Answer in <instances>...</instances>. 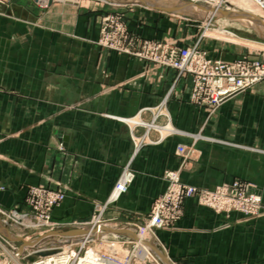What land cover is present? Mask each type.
<instances>
[{"label":"crops","instance_id":"crops-1","mask_svg":"<svg viewBox=\"0 0 264 264\" xmlns=\"http://www.w3.org/2000/svg\"><path fill=\"white\" fill-rule=\"evenodd\" d=\"M5 9L0 11V188L12 192V206L23 205L30 186H60L67 194L52 218H89L95 203L109 197L133 152L128 125L106 113L130 117L166 98L175 127L215 138L195 143L194 156L180 170L182 181L203 188L248 181L263 204L257 216H247L216 212L187 198L182 218L157 230L169 257L176 264H264V86L228 98L209 118L205 107L190 100V74L178 76L172 67L97 43L98 17L114 7L67 2L40 7L10 0ZM163 9L125 7L130 30L188 43L183 37L189 28ZM141 116L150 120L152 112ZM180 143L191 144L192 137L173 134L138 152L135 179L111 215L134 219L149 212L166 188L164 171L180 167Z\"/></svg>","mask_w":264,"mask_h":264},{"label":"built area","instance_id":"built-area-1","mask_svg":"<svg viewBox=\"0 0 264 264\" xmlns=\"http://www.w3.org/2000/svg\"><path fill=\"white\" fill-rule=\"evenodd\" d=\"M251 1L264 9V0ZM211 2L217 4L219 0H211ZM99 42L108 48L150 61L156 66L175 67L179 69V74L190 73L192 75L191 101L211 111H214L230 96L256 83H264V60L245 56L238 60L227 61L209 56L207 50L197 44L180 46L176 42L141 38L131 33L123 16L119 13L107 14L103 17ZM163 106L164 103L155 107L146 106L130 117L106 115L129 125L135 153H137L144 144L159 143L166 136L178 131L170 124L168 115L167 124L163 125L155 121L157 117L164 114ZM143 111L154 113L153 120L143 119L141 116ZM143 128L146 130L143 131ZM151 130L160 133L158 139L149 136ZM59 147L63 148L62 143ZM179 152L187 155L184 144L179 147ZM130 165L127 163L124 166L110 200L118 199L133 181L135 174ZM165 177L168 182L167 190L153 204L150 219L152 227L170 226L177 221L182 215V202L189 196H196L201 204L213 207L218 212L235 210L254 216L262 209V197L258 192L251 190L250 183L235 180L218 185L213 189H206L181 182L178 170H167ZM63 197L61 191L44 186H33L27 199L31 211L19 213L13 209L11 214L15 221L24 225L26 223L24 221H27L30 226L49 225L52 208ZM0 211L6 213L9 210L0 207ZM92 221L93 227L102 225L100 217H94ZM19 259L20 254L17 248L9 249L1 245L0 264H23ZM110 261L120 263L117 257L111 254L87 248L82 252L81 250L61 249L56 254L38 256L29 264H108Z\"/></svg>","mask_w":264,"mask_h":264},{"label":"rangeland","instance_id":"rangeland-1","mask_svg":"<svg viewBox=\"0 0 264 264\" xmlns=\"http://www.w3.org/2000/svg\"><path fill=\"white\" fill-rule=\"evenodd\" d=\"M9 1L10 0H0V11L6 10L5 8H7V3H9ZM20 1H28L29 3H33V4L35 3L36 5L40 7H49L50 5L56 2L77 3V4L84 5L85 7H88V8L94 7V6L99 7V5H106V4H108L111 7H114L115 10L104 12L100 14L98 17L100 34L97 39V43L103 47H106V46L100 44L99 39L101 37L102 19L105 15L112 14V13L121 14L123 16V20L126 22L129 28L128 21L125 15L126 11L124 10L125 7L129 10L139 5L147 8V10L164 8L163 10L171 12V17H174L175 19H178L179 21H183V23L185 24V27L189 28L188 29L189 31L185 33L183 37L188 41V43L184 45L197 44L199 47L207 50L209 56L213 58L227 60V61L238 60L245 56L260 59L261 61L264 60V30L257 28V25L258 26L259 24L262 25V23L260 22V20H258L259 23L258 21L253 20L251 22L256 21L255 23L257 25H253L252 23L249 25L248 22H245L241 19H238L236 17H233V18L230 17L229 12L231 13V10H232L231 8L232 3L230 0H219V3L217 4L212 3L211 0H142V1L141 0H52V1L51 0H20ZM169 5H171V9H169L170 8ZM225 13L227 17H230V19L227 22L219 21V19L224 18ZM215 30H218V31L226 30L225 32H227L229 36L233 34L232 35L233 37H237L239 39L247 40V41H254L258 45L255 47H252L245 43H238V42H235L227 38H221L214 34H210V32L214 33ZM131 33H134V32L131 31ZM134 34L141 38H145L136 33ZM183 38L181 37V40H183ZM146 39L171 41V42H176L178 45H180L176 41L180 39H173V38H171V40L156 39V38H146ZM108 49H111V48H108ZM172 68L178 71V76L190 74V73L179 74V69L175 67H172ZM256 85L264 86V83L263 82L256 83L248 89H251ZM161 103H164V106L162 108V111L164 114L163 115L161 114L160 117L164 116L166 117V119H168L167 118V115H168L170 118L169 120L170 124L174 126L171 123L170 114L165 106L166 98H164L159 103L152 105V106L155 107ZM218 108L219 107H217L214 111H211L208 108H206L209 118L214 116ZM153 118H154V113L152 114V118L147 121H152ZM158 118L159 117L155 119L156 122L163 124V125L167 124L168 120L166 122H160L158 121ZM175 128L178 129V131L175 133H172L171 135L173 134H184L185 135L186 134L192 137L191 144L180 143L177 146V149H176L177 154L180 155V157L182 158L180 167L178 169H167V170H178L180 180L181 182H183L181 179L180 170L182 167L186 166V164L189 163V159H191L194 156L193 151L196 149L195 143L200 139L214 140L215 138L205 135L202 131L190 133L187 131H183L177 127ZM145 130L146 128H143V131ZM129 131H130V127H129ZM153 131L157 133L158 137L156 139H158L160 136V133H158L155 130H151L149 133V136L151 137L150 134ZM130 138L133 143V152H132V156L130 157L127 163L131 164L130 167L133 170L134 174L136 175L135 169L133 168V165H132L133 160L135 156L138 154V152L144 146L148 144H144L141 147V149L137 153H135V145H134V141L131 136V131H130ZM219 141L225 142L224 140L223 141L219 140ZM183 144L186 146V149H187V153L185 152V154H187L186 156L179 152V147ZM167 170H165L163 174V177L166 180V182H167V179L165 177V173ZM135 175H134V179H135ZM235 180L250 183L252 185L251 190L258 192L257 190H254L255 185L253 183L240 180V179H235ZM235 180H232L229 182H223L221 184L231 183ZM131 183L129 184V186L131 185ZM185 184H188V183H185ZM221 184H218V185H221ZM167 185H168V182H167ZM167 185H166L165 190L154 199L149 212L147 214L134 217V219H131L130 217L125 216V215L121 216V215H116V214L115 215L110 214L111 208L114 207L115 203L118 201L121 195L128 190L127 189L125 192H123L119 196L118 199L110 200V196H111L110 194L109 197L105 199L104 201H98L97 203H95L94 210L89 218L83 219V220L73 219V220H66V221L65 220L57 221L52 218V212L54 208L60 206L65 200L66 194H67L66 190L61 188L60 186L55 187V188L48 187L52 190L61 191L64 197L52 208L51 217L49 220L51 224L49 225L45 224V225H40V226H33V225L30 226L28 225L27 221H24V223L26 222L25 225L21 224L20 222L15 221L13 215L11 214L13 209L17 210V212L19 213H25V212L31 211L30 205L27 202L30 189L31 187H33V186H30L27 191V194L25 196L24 203L22 206L18 205V206H12L10 208H7L0 204V207H3L9 210L6 213H3L0 211V241H1L0 248H1V245H5L9 249L17 248L20 254L19 260L23 264H29L30 262L34 261L35 258H38V256L56 254V252L61 251V249H65V250L74 249L77 251L81 250L82 252L86 250L87 248H92V249H95L101 252H105L107 254H111L117 257V259L119 260L121 264H165L166 262L161 258V256L149 244H147V242H150L153 245H155L159 250L163 251L162 253H164V255H166L173 264H176L169 257L166 251L165 245L161 242V240L159 239L157 235V230L161 228L171 227L178 220L182 218V216L184 215V203L187 198H194L200 205H203V204L199 202L196 196L186 197L184 198L182 202V215L177 221L172 223L170 226L169 225L163 226V227L150 226L151 211H152L153 204L162 194L165 193V191L167 190ZM189 185H193V184H189ZM194 186H197V185H194ZM199 188H203V187H199ZM206 189H213V188H206ZM204 206L210 207L208 205H204ZM262 207H263V204H262ZM210 208L216 211L213 207H210ZM233 211L235 210H232L230 212H224V211H221V212L228 214ZM236 212H240V211H236ZM240 213L247 215L244 212H240ZM257 215H254V216H257ZM247 216H251V215H247ZM94 217H100V219L102 220V225L99 228H97L96 226L93 227L92 220ZM75 229H83L86 232L81 233V234H76V235H70V236L52 233V231H68V230H75ZM108 229H120V230L127 231V232L120 233V232L110 231ZM28 242H32V243L29 244ZM52 248L55 250L54 252L49 253V254L42 255V254H39L38 252L40 250H46V249H52ZM120 263L116 261H110L108 264H120Z\"/></svg>","mask_w":264,"mask_h":264},{"label":"bare ground","instance_id":"bare-ground-1","mask_svg":"<svg viewBox=\"0 0 264 264\" xmlns=\"http://www.w3.org/2000/svg\"><path fill=\"white\" fill-rule=\"evenodd\" d=\"M230 1L232 3V5H231V8H232L231 13L229 12L230 17H232V18L236 17L238 19H241V20H243L245 22H248L249 25L251 23L253 25H257L255 22L260 20L262 25L261 24H259V26L257 25V28H259L261 30H264V26H263L264 25V9L259 7L255 2H253L251 0H230ZM227 15H228V13H227ZM230 17H227L226 13H225L224 18L219 19V21H226L227 22L230 19ZM253 20H256V21L255 22H251ZM258 23H259V21H258ZM218 30H215L214 33L210 32V34H214V35L219 36L221 38H227V39L233 40V41L238 42V43H245V44H247L249 46H252V47H255V46L258 45L254 41H247V40L239 39L237 37H233L232 36L233 34L229 36L228 33L225 32L226 30H220V31H218ZM143 237H145V236H143ZM140 238H141V236H140ZM139 239H138V241H139Z\"/></svg>","mask_w":264,"mask_h":264},{"label":"water","instance_id":"water-1","mask_svg":"<svg viewBox=\"0 0 264 264\" xmlns=\"http://www.w3.org/2000/svg\"><path fill=\"white\" fill-rule=\"evenodd\" d=\"M142 1V0H141ZM14 203V196L12 194V192L8 189H1L0 188V204L10 208L12 207ZM99 228V226L97 227ZM107 229V228H106ZM110 231H115V232H120V233H125L127 231H123L120 229H108ZM86 231L83 229H75V230H68V231H52V233L55 234H63V235H76V234H81V233H85ZM29 244H31L32 242H28ZM147 244H149L160 256L161 258L166 262V264H173L166 255H164V253H162L161 250H159L155 245H153L150 242H147ZM55 249H46V250H40L38 251L39 254L45 255V254H49L54 252Z\"/></svg>","mask_w":264,"mask_h":264}]
</instances>
